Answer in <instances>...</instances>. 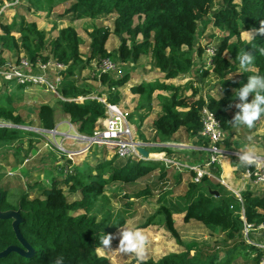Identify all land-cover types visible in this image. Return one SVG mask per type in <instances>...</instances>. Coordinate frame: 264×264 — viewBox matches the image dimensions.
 I'll return each instance as SVG.
<instances>
[{
  "label": "trees",
  "instance_id": "1",
  "mask_svg": "<svg viewBox=\"0 0 264 264\" xmlns=\"http://www.w3.org/2000/svg\"><path fill=\"white\" fill-rule=\"evenodd\" d=\"M22 2L35 13L50 12L59 4L70 3L71 7L66 14L73 20L113 22L112 29L99 27L89 33L91 41L88 54L82 53V38L73 27L59 30L56 37L47 42V35L39 30L37 22L21 19L19 38L13 34L14 25L1 26L0 55L5 50L16 52L17 61L20 62V55L25 52L33 66H36L38 61L49 60L67 66L66 70L60 72L63 81L59 88L58 103L62 112L70 116L71 124L80 134L87 137H93L98 121L107 117L106 104L90 97H105L107 103L118 105L121 91L129 83L130 74H116L114 71L102 74L98 69L93 80L101 89L94 91L91 87L83 88L75 80L77 72L91 67L93 63L100 65L105 59L127 69L128 65L136 64L146 57L153 60L154 67L165 75L166 80L188 75L196 66L192 51L196 47L201 24H212L224 34L216 37L218 45L212 57V66L206 69V60L201 69L203 81H217L215 89L221 88V97L214 98L208 94L209 97L205 98L204 95H199L197 89H193L192 95L185 96L181 94L179 87L166 83H140L131 88L132 94L140 96L138 109L151 110L157 90L171 93L170 97H159L162 115L154 122L157 137L162 142L172 141L174 135L182 129L197 138L199 145L204 149L203 152L210 155V142L201 135L202 109L207 106L216 114L228 138L227 135H232L237 128L232 125L234 116L229 115V112L234 110V90L246 84L250 75L264 74V54L254 49L264 46V36L257 35L256 41H244L241 38L243 31L260 28L261 21H264V0H240V3L236 0ZM4 4V0H0V17L3 15ZM217 4L219 6L216 8ZM112 34L119 38L120 46L109 51L106 44ZM234 38L236 41L232 42ZM245 49L255 55L253 65L249 66L247 72L239 67L237 60L239 51ZM4 64L6 59L0 58V65ZM238 72L241 73L238 77H230ZM11 86L18 91H23L26 87L14 82L0 83V121L22 126L25 125V120L17 113V104L22 97L9 95L8 87ZM79 97L88 98L83 103L70 101ZM251 99L250 96L249 101ZM182 109L188 111H180ZM56 110L57 108L48 104L40 105L38 119L44 130H54ZM19 132L17 128L0 127V149L21 138ZM225 147L230 148L228 142ZM103 158L104 161L94 158L87 167L73 165L72 161L67 159L62 167L63 172L65 169L67 171L63 179L55 178L48 187L38 188V183L35 184L37 186L33 194L21 195L16 206L9 203L12 197L11 185L6 183L4 188L0 186V210L20 212V231L35 251L30 258L12 253L0 259V264H50L60 255L64 257L65 264H111L107 257L98 252L104 247L100 244V236L115 234L125 222L134 217L132 208H136L137 203L132 199L156 198L153 192H158L160 202H165L173 191L168 190L165 183V177L171 169L165 167L162 162L122 160L117 156L109 161L106 156ZM157 171L160 178L156 182L148 184L145 189H136L137 193L135 191L132 199L123 200L121 214L108 212L100 219L96 209L100 201L103 202L102 209L111 202L105 195L110 185H135L139 180L152 176ZM188 172L191 178L195 176V173ZM212 172L216 177H220V166H215ZM2 178L0 172V183ZM177 181L181 183V177ZM187 186L186 193L177 199L179 209L185 212L184 221L189 223L194 220L211 233H220L223 237L221 243L214 246L192 243L184 252L167 255L157 263L149 261L140 264H232L243 252L254 254V259L247 261L252 260V264H259L264 251L248 242L245 226L251 225L254 229H259L264 225V192H244L241 201L221 183L213 182L208 176L203 177L199 183L191 179ZM66 189L70 195L66 193ZM173 213L168 206L160 205L158 211L146 222L148 225L145 224L153 225L159 218L177 243L182 244ZM13 223V219H0V252L10 246H22ZM248 237L252 242L253 238L250 235Z\"/></svg>",
  "mask_w": 264,
  "mask_h": 264
},
{
  "label": "rangeland",
  "instance_id": "2",
  "mask_svg": "<svg viewBox=\"0 0 264 264\" xmlns=\"http://www.w3.org/2000/svg\"><path fill=\"white\" fill-rule=\"evenodd\" d=\"M10 1V0H9ZM13 1V6H10V3L5 11L4 18L0 19V32L2 25H14L13 34L15 37L19 38V23L21 19H26L30 22H37L39 30L43 31L47 35V42H49L52 38L56 37L58 31L66 28L69 25H73L77 31L79 32L80 37L82 38L83 44L81 51L84 54H88L90 38L89 33L96 28L99 27H107L112 29L113 22L106 20H73L70 21L71 17L66 13L70 9V3H63L57 5L50 12H34L33 10H29L27 4H24L22 0H11ZM237 3H240V0H236ZM219 5H216V8ZM5 8L3 7L2 11ZM41 15V16H39ZM75 21V22H74ZM138 20L136 21V24ZM223 32L219 29L215 28L212 24H201L199 32L197 34V43L196 47L192 51V57L195 59L196 66L194 68L195 75H202L201 72L202 66L207 60L209 56L208 51L212 49V47L216 48L218 42L216 41V37L223 36ZM245 32L243 31L241 34V38L244 41H251L245 39ZM236 41V39H232V42ZM120 46V40L115 35H111L106 48L110 51L115 50ZM0 58L6 59V64L17 62L16 52L5 50ZM27 58L26 53L23 52L20 55V59ZM28 59V58H27ZM205 59V61H204ZM149 61L152 63V59L150 58H142L141 61L136 64L128 65L127 69H123L121 66L117 68L118 70L114 73H131L133 76V81L138 83L139 77H135V75L141 71L142 69H147ZM116 63V62H115ZM4 64V66L6 65ZM95 65V66H94ZM98 64L93 63L91 67H87L81 72H77L75 80L78 81L83 88L91 89L94 88L96 91V81L93 80L95 78V71L98 69ZM3 66V65H0ZM144 67V68H142ZM151 77L153 79H157L156 68L154 66H150ZM155 73V75H154ZM241 73H236L231 75V78L238 77ZM1 75V74H0ZM4 81L0 79V83ZM207 79L205 82H199L200 88L206 89V95L210 94L214 98H219L222 95L221 88H216L218 84L214 79ZM6 82V81H4ZM131 84V81H130ZM43 86V87H42ZM36 86L30 85L25 87V90L18 91L14 89L13 86L8 87V93L11 96L22 97L21 100L17 104V113L22 116L25 120V125L16 126L12 123H8L5 121H0V127H12L17 128L19 132L18 140L13 143H9V145L0 149V172L3 175L1 179L0 186L1 188L5 187L6 183L11 185L10 192L12 194L11 200L9 203L11 205L18 204V198L24 193L33 194L35 187L38 183V188L51 186L53 180L63 179L67 173L66 169L63 172L62 165L66 164V160L69 159L73 162L79 163L81 159H83L86 154L90 155V158H86L89 161H82L80 165H84L87 167L88 164L93 162L94 158H98L100 153H104L107 149L105 146L94 145L90 148L92 151L89 153H83V149H86L89 146V140L86 135H82L76 132V127L72 124H68L67 118L65 114L62 112L61 107L58 103V92H51L47 90L44 85ZM91 87V88H90ZM215 90V91H214ZM214 91V93H212ZM96 94V93H95ZM209 96V95H208ZM138 96L130 95L128 99H125L122 103H125V106L121 103L118 107L119 109L126 115L127 119L133 125L134 131L136 132V127L139 126V118L136 114V99ZM47 103L55 108H57V112L55 114V128L53 131H46L43 129V126L40 124L38 119V110L40 105ZM237 111V110H236ZM231 114H235L234 110L230 112ZM264 119H260L255 122L254 129L251 128L247 131L246 126H238L237 130L240 133L238 138V142L242 141V138L245 136L258 135L261 133V136L264 134ZM64 123V124H63ZM257 126V131L255 133V128ZM65 133V134H63ZM74 137V138H73ZM78 137V138H77ZM253 137V136H252ZM257 137V136H256ZM252 138L251 143L255 145L252 146L255 148L256 155H262L264 157V142L257 138ZM259 137V135H258ZM77 139V140H76ZM241 139V140H240ZM83 144V145H82ZM252 145V144H251ZM225 144L222 145L224 147ZM100 151V153H98ZM74 152V153H73ZM76 154V155H70ZM107 155L110 159H113L115 156L114 152L111 150H107ZM107 156V157H108ZM104 161L102 156L99 158ZM123 160V159H122ZM264 160V158H263ZM109 161V160H108ZM261 164H264L263 161H260ZM202 166V165H200ZM250 166L249 165L248 168ZM57 175V177H56ZM153 181V177H146L139 180L135 185H125L121 183H114L109 186L105 192L107 198L111 200V202L106 205L105 209H102L103 202L100 201L96 209L98 216L100 219L106 215V213L110 212L114 215L121 214L122 203L123 200H130L133 197L136 189L142 187L144 189L148 186V183ZM35 185V186H34ZM34 186V187H33ZM33 187V188H32ZM66 193L68 195L69 191L66 189ZM73 199V197H70ZM153 203L145 204L140 207L137 205L136 208H132L134 217L127 221V226L131 228H141L144 231V234L147 236V244L145 248V252L142 258H138L135 254L131 253H122L119 248L120 238L119 233L120 229L113 234V240L111 242V247L109 248H101V253L107 254L106 256L110 260L111 264H140L141 262H149L152 261L154 263L159 262L163 257L174 254L181 253L187 249L192 243H198L201 245L210 244V246H214L216 243H221L223 237L220 233L215 232L211 233L204 226L200 224H192L189 226L185 237V240H182V244H178L177 241L172 237V235L168 232V230L163 226L164 222L157 218L156 223L150 226H146V222L152 215H154L159 206ZM140 203V202H139ZM142 204V203H141ZM146 223V224H145ZM180 224V223H179ZM148 225V224H147ZM262 229H258L256 232H250V237L254 235L258 236ZM253 240V239H252ZM253 243V242H252ZM247 259H254V254H248V252H243L240 256L236 257L232 264H252V260L247 261Z\"/></svg>",
  "mask_w": 264,
  "mask_h": 264
},
{
  "label": "crops",
  "instance_id": "3",
  "mask_svg": "<svg viewBox=\"0 0 264 264\" xmlns=\"http://www.w3.org/2000/svg\"><path fill=\"white\" fill-rule=\"evenodd\" d=\"M4 2H5V4L3 7L5 8V10L2 11L3 15L0 17V19L4 18V15H6L5 11L8 10L6 8V5L8 3H11L9 0H4ZM39 16H41V15H39ZM83 20L87 21L90 19H83ZM70 21H73V19L71 18ZM36 22H38V21H36ZM67 27L75 28L73 25H69ZM204 61H205V59H204ZM149 64L150 65L148 66L147 69H142L141 71H139L135 75V77H137V78L139 77L138 83H135L133 81V76L130 75L129 83L121 91V100L119 102L120 105L125 99H128V97L130 95H132L134 97L138 96V95L131 93V88L135 84H140V83L172 84V85L179 87L181 94H184L185 96L192 95L193 89H197L199 91V95L202 94L205 96V98L209 97L206 95L207 90L204 88H200V86H199V82H205L207 80L203 81L200 75H195L194 70L191 71L188 75H184V76L179 77L177 79L166 80L165 75L163 73H161L158 69H156L155 73H157V76L155 75V73H154V75L156 76L157 79H153L151 77L150 66H154V65H153V62L151 63L150 61H149ZM132 65H134V64H132ZM137 65H138V63L135 66H137ZM142 68H144V67H142ZM128 74H131V73L128 72ZM130 81H131V84H130ZM97 84L98 83H96V86H97ZM97 89H101L100 85H99V87H97ZM214 91H212V93H214ZM222 95H223V91H222ZM160 96L170 97L171 93L167 92V91L157 90L154 93V98H153L151 110L138 109L139 101H140V96H138L136 99V106L135 107H136V111H137L136 114H137V116H140V118H139V126L136 127V129H137L136 132L134 131V128H133V125L131 124V122L130 121L129 122L132 126V131L134 133L135 141L144 144L146 146L148 152H149V160H145L143 158L139 159V160L151 161L154 163L162 162L165 167H167L168 169H171L165 177L166 178L165 183H167V185H168V190L173 191V194L170 195L165 202H160V200L158 199V194H157L158 192H153L154 194H156L157 199L152 197L151 199H147V200L136 199V198L132 199V200H135L137 205H139L140 207H142V205L153 203V201H156L155 202L156 205H158V206L166 205L170 209H172L174 211L173 219H174L175 227L177 228L178 232L181 235L182 240L184 241L185 238L188 239V237H185V234H186L187 230L189 229L190 225L196 223V224H200L201 226H203L201 223L194 221V220L190 221L189 223H186L184 221L185 212H183V210L181 211L178 207V204H177V202H178L177 199L179 200L178 197H181L186 193V191L188 189V186H187L188 182L191 181V179H193L190 177L189 172L184 167H186V166H200V165H202V167H204L205 163L208 161L210 155L207 154L206 152H203L204 149L202 146L199 145L197 138L193 137L192 135L188 134L186 131H184L182 129L174 135V138L170 142H162L157 137V133L154 129V122L156 121V119H158V117H160L162 115V107H161V102L159 100ZM44 104H47V103H44ZM123 106H125V103L123 104ZM180 111H188V109H182ZM230 112H229V115L234 116V114H231ZM65 116L67 118V121H65V122L68 124H71L70 116L67 114H65ZM100 121L102 122V120H100ZM248 130H250V129L248 128L247 131ZM257 130L258 129L256 126V128L254 130L255 133ZM238 131L239 130H237V128H236L235 131L232 132V135H227L229 137L226 138V143H224V144L226 145L228 142L230 148H226L225 146L222 147L223 151L226 152V155L223 156V158L221 160L222 163L219 165L220 170H221L220 177H216L213 174L212 169H205V170H207V172L213 176V178L211 179L213 182L221 183L228 191L234 193L238 198L240 197L242 199V193H244V192L250 191V192H253L256 194L264 192V188H262L260 185H257L253 179H251L250 177H248L246 175V170L248 169L247 165H243V164L239 163V152L242 151L245 148V146H249V145L254 146L255 145L254 143H251V141L253 140L252 139L253 137L255 138L257 136L256 137L257 139L261 140V142H264V134L262 135V137H260L261 133L258 134L259 137H258V135H255V134L252 135L253 137L252 136H246V137L244 136L242 138V141L239 143L238 138L240 136V133H238ZM76 132L79 133L77 128H76ZM63 134H65V133H63ZM249 137H251V139H249ZM107 150L104 153H100V151H98V153H100V156L97 159H99L101 156H102V158L104 156L107 157L108 156ZM91 151L92 150L90 149V152ZM86 155L87 156H85L83 159H81V161L79 163L75 162L76 166H80V164H82L81 162L83 160L89 161L86 158H90V155H88V154H86ZM261 156L262 155H256V157L258 159L263 160L264 157H261ZM107 160H110L109 156L107 157ZM93 161H94V159H93ZM168 161L175 163V164H173L174 166L169 167L167 165ZM63 166L64 165H62V167ZM176 166H180V168L176 167ZM56 177H57V175H56ZM149 177H153V181L148 183V184L154 183L160 178V173H159V171H157L152 176H149ZM180 177H181V183L180 182L178 183L177 180H180ZM137 189L142 190V187H139ZM136 193H137V190H136ZM108 201H111V200L108 198ZM257 230L258 229H252L251 232H256ZM259 233H260V231H259ZM252 238H253V240H252L253 243L264 244V231H261V233L256 237L254 235H252ZM247 239H248V241H250L249 237ZM98 252L101 256L107 257L106 256L107 254H105L103 252L101 253L100 250H98Z\"/></svg>",
  "mask_w": 264,
  "mask_h": 264
},
{
  "label": "built area",
  "instance_id": "4",
  "mask_svg": "<svg viewBox=\"0 0 264 264\" xmlns=\"http://www.w3.org/2000/svg\"><path fill=\"white\" fill-rule=\"evenodd\" d=\"M17 2H19V0H17ZM8 4L6 5V8L13 6V1L10 3V6H8ZM215 51L214 47L208 51L209 56L206 61V69L212 66V57L215 55ZM66 69V65L54 60H49L47 62L38 61V64L33 66L29 59L22 58L20 59V62L17 61L16 64L8 63L5 66H0V79L6 82H14L18 85H24L26 87L30 85H44L47 90L51 92L57 91L59 94V88L61 87V83L63 81V77L60 72ZM98 69V71L104 74L113 71L115 72L117 70V66L113 61L105 59L100 65H98ZM87 98L88 97H79L70 101L83 103ZM90 98L98 99L106 104L107 117L103 119L102 122L100 120L98 121L95 134L93 137H88L89 146L82 150L84 151L83 153L89 152L90 148L94 145H98L105 146L108 150L113 151L115 156L119 157V159H142V156L138 153L135 145L133 144L135 139L132 126L126 115L119 109L118 105L107 103L105 97L98 98L93 95ZM201 121L203 125L201 135L210 142V148L208 149L210 157L204 167H184L188 171L195 173V176L193 177V181L195 183H199L205 176L212 179L213 176L205 169H213L215 166H219L222 163L221 160L223 156L226 155V152H224L222 148V145L226 141V133L216 114L205 106L202 109ZM260 161L264 162V160L257 158V160L253 163L254 166H250L246 170V175L253 179L257 185L264 188V164H261ZM173 164L175 163L170 161L167 162L169 167H173ZM176 167L180 168V166ZM239 199L242 200L240 197ZM252 229L254 228L251 225L245 226L246 238H248ZM259 229L264 230V225H261ZM248 242L256 245L264 251V244H255L250 241ZM259 264H264V254Z\"/></svg>",
  "mask_w": 264,
  "mask_h": 264
},
{
  "label": "clouds",
  "instance_id": "5",
  "mask_svg": "<svg viewBox=\"0 0 264 264\" xmlns=\"http://www.w3.org/2000/svg\"><path fill=\"white\" fill-rule=\"evenodd\" d=\"M245 32V39L256 41V36H264V21H261L259 29L253 28ZM257 49L258 52L264 54V46ZM255 55L249 50L239 51L237 60L239 67L247 72L249 66L253 65ZM233 106L237 109L232 125L234 127L246 126L251 129L255 122L264 117V74H252L248 78V82L238 89L234 90ZM252 97L249 101V97ZM251 139V137H249ZM257 160L255 148L245 146L239 152V163L243 165H252ZM120 243L119 250L122 253L135 254L138 258H142L147 244V236L141 228H131L127 226V222L123 224L119 233ZM113 236L110 234H102L100 236V244L105 248L111 247ZM50 264H65L62 255L57 256Z\"/></svg>",
  "mask_w": 264,
  "mask_h": 264
},
{
  "label": "water",
  "instance_id": "6",
  "mask_svg": "<svg viewBox=\"0 0 264 264\" xmlns=\"http://www.w3.org/2000/svg\"><path fill=\"white\" fill-rule=\"evenodd\" d=\"M133 144L135 145L136 150L138 153L142 156L143 159L149 160V152L146 148V146L140 142L134 141ZM217 193V192H212ZM0 200H1V189H0ZM0 219H13V228L17 235V238L19 242L22 244V246H10L5 251L0 252V259L7 257L8 255L12 253H17L20 256H23L25 258H30L35 254L34 249L31 247V245L24 239L21 231H20V223H21V215L19 211H6L2 212L0 210Z\"/></svg>",
  "mask_w": 264,
  "mask_h": 264
},
{
  "label": "bare ground",
  "instance_id": "7",
  "mask_svg": "<svg viewBox=\"0 0 264 264\" xmlns=\"http://www.w3.org/2000/svg\"><path fill=\"white\" fill-rule=\"evenodd\" d=\"M74 138V137H73ZM78 138V137H77ZM77 140V139H76ZM83 145V144H82Z\"/></svg>",
  "mask_w": 264,
  "mask_h": 264
}]
</instances>
